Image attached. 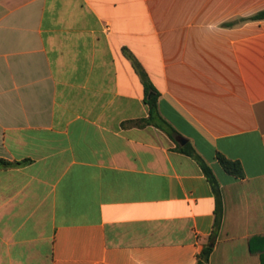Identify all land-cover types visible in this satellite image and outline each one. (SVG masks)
<instances>
[{
  "label": "crops",
  "instance_id": "obj_1",
  "mask_svg": "<svg viewBox=\"0 0 264 264\" xmlns=\"http://www.w3.org/2000/svg\"><path fill=\"white\" fill-rule=\"evenodd\" d=\"M262 12L0 0V264H264Z\"/></svg>",
  "mask_w": 264,
  "mask_h": 264
},
{
  "label": "trees",
  "instance_id": "obj_2",
  "mask_svg": "<svg viewBox=\"0 0 264 264\" xmlns=\"http://www.w3.org/2000/svg\"><path fill=\"white\" fill-rule=\"evenodd\" d=\"M252 19H254V20L264 19V12L252 17ZM142 76H143V80H144L146 93L150 97L147 100V104L150 106V112H151L150 119H151L153 117V115L155 114V112L157 111V95H155V96L150 95V92L154 88L150 84V82L148 81V79L146 78L144 73H142ZM150 119L141 121V123H143L144 125L145 124H147V125L151 124ZM185 153L188 154L189 156L196 158L198 161H200L202 169H203L206 177L208 178V180H209V182L213 188L215 197H216L217 208H216L215 230L209 238V243L204 247L203 251L199 255L198 262H197V264H208L210 257L213 253L215 243L217 241L218 232H219V229L221 227L223 214H224L221 188H220V184H219L212 168L209 167L205 162H203L200 159V157L197 156V154L195 153V151L193 149L187 150V151H185ZM219 159H220V163H221L223 169L227 173L234 175L236 177H243V168L239 162H234V161L228 160L227 158L222 157V156ZM12 165H13L12 163H10L6 160L0 159V167H10Z\"/></svg>",
  "mask_w": 264,
  "mask_h": 264
}]
</instances>
